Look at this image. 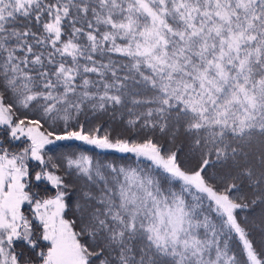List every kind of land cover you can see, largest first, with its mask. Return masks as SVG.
<instances>
[{"label": "snow or ice", "instance_id": "6c2138e0", "mask_svg": "<svg viewBox=\"0 0 264 264\" xmlns=\"http://www.w3.org/2000/svg\"><path fill=\"white\" fill-rule=\"evenodd\" d=\"M0 264H264V0H0Z\"/></svg>", "mask_w": 264, "mask_h": 264}, {"label": "trees", "instance_id": "16d2710c", "mask_svg": "<svg viewBox=\"0 0 264 264\" xmlns=\"http://www.w3.org/2000/svg\"><path fill=\"white\" fill-rule=\"evenodd\" d=\"M66 143H68V142H58V144H60V145H64ZM76 143H79V142H76ZM50 147H55V146H50ZM90 147L91 146L82 145V148L85 149V150L89 149Z\"/></svg>", "mask_w": 264, "mask_h": 264}]
</instances>
